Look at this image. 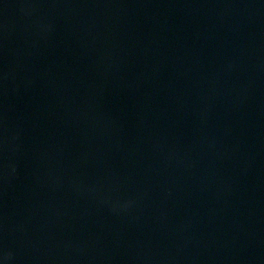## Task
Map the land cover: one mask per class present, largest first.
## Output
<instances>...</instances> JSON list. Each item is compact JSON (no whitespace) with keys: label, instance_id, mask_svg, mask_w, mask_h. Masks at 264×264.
<instances>
[{"label":"water","instance_id":"1","mask_svg":"<svg viewBox=\"0 0 264 264\" xmlns=\"http://www.w3.org/2000/svg\"><path fill=\"white\" fill-rule=\"evenodd\" d=\"M0 264H264V0H0Z\"/></svg>","mask_w":264,"mask_h":264}]
</instances>
